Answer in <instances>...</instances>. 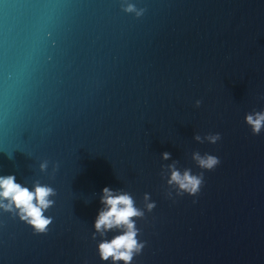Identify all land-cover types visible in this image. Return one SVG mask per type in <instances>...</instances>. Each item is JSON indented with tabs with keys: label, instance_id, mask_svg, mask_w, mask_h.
<instances>
[{
	"label": "water",
	"instance_id": "1",
	"mask_svg": "<svg viewBox=\"0 0 264 264\" xmlns=\"http://www.w3.org/2000/svg\"><path fill=\"white\" fill-rule=\"evenodd\" d=\"M262 113L264 0H0V177L51 189L44 230L0 198V264H112L106 187L142 213L131 264H264Z\"/></svg>",
	"mask_w": 264,
	"mask_h": 264
},
{
	"label": "clouds",
	"instance_id": "2",
	"mask_svg": "<svg viewBox=\"0 0 264 264\" xmlns=\"http://www.w3.org/2000/svg\"><path fill=\"white\" fill-rule=\"evenodd\" d=\"M127 11H134V6L129 5ZM246 121L251 125L254 133L259 134L264 128V113L256 116H247ZM169 153L164 154V158L168 159ZM196 159L200 167L212 170L220 164V160L215 156L199 157ZM169 183L177 185L181 192L195 196L201 191L203 183L202 176H195L190 170H186L181 174L178 170H173ZM102 203L107 207L99 213L96 220V229L103 232L111 229H123L121 234L114 236L111 240H104L99 245L102 260L111 258L112 264H117L123 260L125 264H131L134 251L142 248L136 239L135 220L134 217L142 215L133 205L132 198L128 194H115L111 189L105 188ZM51 194V189L37 187L35 192L21 187L15 182L14 176L0 177V198H10L17 208L21 209L22 218H31L30 223L38 230H44L51 222L43 217L42 209L48 206L46 197ZM37 203H33V200ZM195 202V201H194ZM10 207L9 205H0Z\"/></svg>",
	"mask_w": 264,
	"mask_h": 264
}]
</instances>
